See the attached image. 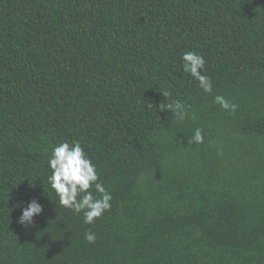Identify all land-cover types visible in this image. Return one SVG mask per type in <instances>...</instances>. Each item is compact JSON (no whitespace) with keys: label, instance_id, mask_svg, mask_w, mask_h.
<instances>
[{"label":"trees","instance_id":"1","mask_svg":"<svg viewBox=\"0 0 264 264\" xmlns=\"http://www.w3.org/2000/svg\"><path fill=\"white\" fill-rule=\"evenodd\" d=\"M73 141L112 195L91 225L48 182ZM0 264H264V0H0Z\"/></svg>","mask_w":264,"mask_h":264},{"label":"clouds","instance_id":"2","mask_svg":"<svg viewBox=\"0 0 264 264\" xmlns=\"http://www.w3.org/2000/svg\"><path fill=\"white\" fill-rule=\"evenodd\" d=\"M181 59L183 71L198 82L203 92L211 93L213 84L211 78L205 74L204 56L194 51H186ZM162 95L168 97L171 94L165 91ZM214 102L222 110L233 114L238 107L222 95L215 96ZM149 107L153 106L149 105ZM166 107L180 120L188 116L185 105L180 100H173L167 103ZM191 142L195 144L204 142L202 129H195ZM48 167L51 170L48 182L59 198V205L75 214L82 213L85 224H94L110 210L112 195L101 182L96 165L88 158L78 141H73L71 144L64 142L55 146L48 159ZM43 212L44 206L33 199L22 208L17 222L27 228L33 225L34 217L42 215ZM85 239L89 243H94L96 236L88 231L85 232Z\"/></svg>","mask_w":264,"mask_h":264}]
</instances>
